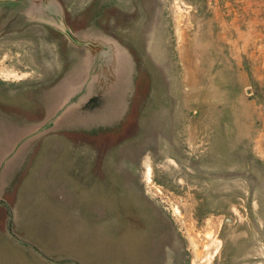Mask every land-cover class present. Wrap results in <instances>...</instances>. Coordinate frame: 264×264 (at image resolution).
Here are the masks:
<instances>
[{"label": "rangeland", "instance_id": "rangeland-1", "mask_svg": "<svg viewBox=\"0 0 264 264\" xmlns=\"http://www.w3.org/2000/svg\"><path fill=\"white\" fill-rule=\"evenodd\" d=\"M68 2L87 71L70 74L85 76V106L64 127L84 119L77 143H100L133 181L134 224L163 219L165 264H264V0ZM33 48L0 38V93L56 75ZM146 245L135 226L125 264H152Z\"/></svg>", "mask_w": 264, "mask_h": 264}, {"label": "crops", "instance_id": "crops-1", "mask_svg": "<svg viewBox=\"0 0 264 264\" xmlns=\"http://www.w3.org/2000/svg\"><path fill=\"white\" fill-rule=\"evenodd\" d=\"M67 3L0 0V38L28 36L33 57L45 58V72L56 74L25 91L0 93V120L8 123L0 135L16 138L0 145V264H125L135 226L152 264H165L163 219L138 211L135 225L128 209L134 202L143 207L133 181H118L117 163L102 159L100 143H77L86 142L84 119L64 127L71 110L85 106V76L71 86L70 74L87 71L86 36L69 33L83 23L70 22ZM90 131L96 137L97 129Z\"/></svg>", "mask_w": 264, "mask_h": 264}]
</instances>
